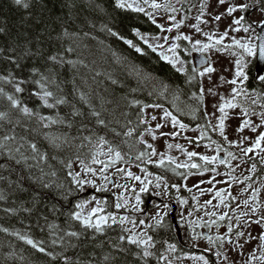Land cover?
<instances>
[{"label":"snow or ice","instance_id":"obj_1","mask_svg":"<svg viewBox=\"0 0 264 264\" xmlns=\"http://www.w3.org/2000/svg\"><path fill=\"white\" fill-rule=\"evenodd\" d=\"M179 2L180 0H177V3ZM14 3L22 6L25 10L31 6V0H14ZM258 4L259 0H257ZM114 6L120 10L143 14L159 29V34L145 33L138 27H133L131 28V33L135 38H138L134 40L120 35L119 32L108 25L103 26L104 30L141 54L144 52L141 47L142 42L152 52H157L160 59L167 62L177 73L183 74L187 84L191 85L193 81H198V91L191 93L198 106L191 109L190 115L194 119L197 117L200 111L199 105L204 104L206 93L213 97L212 107L214 110L208 113L205 108L204 116H211L216 123L213 124L209 120L207 126L211 127L213 132H219L223 140L230 145L241 146L242 157L252 159L253 156H249L250 153L254 156L259 155L260 163L264 165V155H262L264 154V130H261L264 129V92H258L255 88H247L246 84L249 77L245 71L248 66L247 58L258 56L260 60H264V20L258 22L248 21L246 23V18L253 11H256L257 7L250 6L245 2L236 3L235 0H216V7L209 12L211 0H200L197 15L194 18L195 23L191 24L190 27L195 33L202 34L205 37L202 40L194 39L193 36L180 31L181 27L185 25V21L189 18L188 13L191 12V7L185 10L182 6L178 9L171 0H162V2L161 0H114ZM220 8L224 10L219 11ZM179 11H184L185 14L178 20L175 14ZM260 11L264 13V8L260 9ZM237 12H240L241 15L236 16L235 13ZM161 13L167 14V21L170 22L167 27L158 22L157 16ZM206 15L210 17L211 21L216 23L226 17H231L232 19L223 32L211 30L205 32L201 25H206L210 22L209 19H205ZM174 30L176 35H169ZM4 31V28H0V33H4ZM229 31H243L245 34H251L242 38L232 36L230 43H225L226 38L229 37ZM62 35L70 42L66 46L62 45L61 50L54 51L46 56L39 48L33 51L29 46L30 42L25 44L23 50H18L19 45L9 46L7 49L0 48V56H3L9 64L14 65L15 69L22 67V60L43 57L42 64L29 67L26 76H17L13 69H6L5 74H0V100H3L6 104L0 110V155L5 156L9 160H14L16 164L23 163L30 170L36 168L40 174L38 179L43 181L46 177L57 176L55 170L45 172V166L51 169L52 166L48 163L49 159L55 160L58 157H50L49 152L42 150L35 137L42 136L44 140L48 141L49 146L56 151H62L65 146L70 148L75 145L76 150L74 152L67 157L59 158V163L66 170V178L69 180L70 187L68 191L78 190L82 192L85 191V186H92L96 193H104L108 192L111 187L117 190L112 193L114 196L112 207L114 209H124L130 214L119 215L116 212H106L108 200L106 198L98 199L93 194L91 199H82L74 203L73 208L67 213L68 219L66 223L68 226L66 228L60 229L59 225H49V228L52 229L51 234L54 237L51 240L52 245L60 244L61 246L67 245L71 247L73 246V239L79 240L88 229L103 233L106 228L115 225L120 228V234L117 236V243L112 245L113 248L123 252L128 251V247H135L137 251L131 254L141 260L143 264H148L150 258H155L157 264H173V260L169 257L177 251L176 243L165 240L162 242V250H157V241L152 234L154 229L165 226L166 218L170 214L168 209L171 205L169 202L162 200V208L160 204H156L154 205L157 209L156 212L149 214L146 208L143 207L145 202L141 197V193L148 192L151 187L156 189L153 195L165 197L170 194V189H176L177 193H179L181 185L170 184L166 175L152 173L145 165L154 164L161 169L174 166L170 169L173 173L176 172V169H203L205 172L211 171L219 174L215 167L210 168L209 165L219 161L220 165L232 168L231 162L237 160V156L232 151H225L224 156L220 157L219 153L222 148L215 140H212L211 143L216 145L215 151L217 155H201L196 151H188L179 143H167L166 147L169 151L158 152L154 144L145 139L146 134L151 137V140L155 141L158 138L157 131L170 124L173 131L167 133L159 131V135L174 138L180 134L177 129L186 130L189 125L184 123L172 111L164 108L160 103L148 104L134 99L130 102V106H139L136 112V120L133 122L131 119H126L124 124L121 125L124 130L118 131L114 125H120L119 119H116L112 113L104 108L103 102L97 107L92 102L90 92L77 87L75 77H73L71 81L73 85L72 92L82 104L87 106L88 112L86 114L69 99V95L65 93V89L62 86L64 81L59 79V69H63L66 66L76 69L78 65L87 67L84 60L80 57L72 58L80 47V45L75 43V38L79 34L70 33L67 28H64ZM181 41H186L191 45L190 48H184V53L187 55H192V53L201 54L202 59L200 62L203 65L202 68L198 69L195 65L189 66L187 60L181 58V54L178 51L181 48ZM212 51L228 52L235 58L232 62V68L223 70L224 72L231 71V78L221 73L217 76L215 82L212 81V75L216 74L217 69L210 56L206 55ZM6 52L7 54H5ZM204 79H207L210 84L207 89L203 85ZM258 80L264 85V76H259ZM84 82L86 83V81ZM225 84L231 85L227 94L219 91ZM5 85L10 86L12 91H6ZM169 89L170 86L168 84L163 81L160 82L159 91L161 95H165ZM25 92L28 93V99L35 98L39 101V105L36 108L29 106L23 96ZM149 95H152V93H149ZM253 96L255 99H251ZM216 98H218V101ZM61 106H67L70 110L61 115ZM41 109L55 110V114L45 115ZM147 109H159L161 114L158 117L156 114L147 112ZM237 109H239L238 113L236 112ZM123 115L127 117L128 113ZM82 117L84 119L81 120L77 128L78 133H80L78 136L71 138L67 134L52 136L49 132L44 131L51 128L52 125H66L68 128H72L76 124L77 119ZM253 117L256 119L254 120ZM88 118L94 121L91 127L89 123L85 122ZM229 119L237 121L234 131L239 135L236 140H229L226 134V121ZM152 122H156L154 127ZM18 128L23 129L25 134L18 133ZM196 128L201 129L200 138L203 139L207 135L206 131L199 124L196 125ZM101 129L106 130L105 134H100ZM245 130L253 133L254 139L244 136ZM108 132L112 134L111 139L107 135ZM186 139L190 143L192 142L191 138ZM77 140L79 143H76ZM245 144H247L246 147L242 146ZM139 146H143V148L141 149ZM125 148H127V151H125ZM173 148L180 150L186 155L189 162H178L176 157L170 154V150ZM197 156L204 162L203 164L191 162L192 158ZM133 164L140 169L143 176L137 175L131 170ZM238 166L236 165V167ZM256 170V163H252L248 171L255 173ZM179 175L184 180H187L192 173L189 171L187 174L179 173ZM226 175L232 181L237 180L231 173H226ZM117 177L127 181L138 182L140 184L139 190L137 191L135 184L119 183L116 179ZM250 179L251 175L245 176L240 183ZM54 182L51 180L45 182L43 187L48 188ZM201 183H205V181L201 180L193 187L199 188ZM207 183L214 184L217 181H215L213 176ZM71 185H74L75 189ZM183 186L187 191H192L191 188H187L186 184ZM248 189H251V195L237 203L236 209H230L234 213L237 209H241L239 214L234 217H229L228 212L218 215L215 211L205 212V216L216 217V219H209L208 221L200 217H197L196 221L185 220L183 214L179 216L177 223L183 222L186 226L192 227V239L196 241L197 246L199 241L205 240L208 246L204 249V252L211 253L218 264H234L229 259L228 250L225 249L226 244L231 246L229 250L242 254L245 243L252 240H257L259 243L256 249L249 253L246 264H255L257 261L264 264V203L259 201L260 189L253 188L252 184H248L243 191H248ZM129 191L132 193L131 197L127 195ZM199 191L201 194L204 193V189H199ZM208 191L211 192L212 189L209 188ZM224 192V189L216 190L214 199H218L224 207L230 208L226 200L228 198L236 200L237 197L232 196L230 192L226 197ZM3 199L5 197L0 194V200ZM177 199L181 205L188 203V200L183 197L177 196ZM192 199L197 200V197L193 196ZM204 203L211 205L212 200L209 199ZM202 207L197 201V211ZM213 207H218V205ZM24 210L30 211L28 208ZM6 211L11 212L13 209H6ZM137 214L146 217V219H137ZM187 215L191 217L192 212H188ZM241 217H246L247 219L241 222ZM226 219L229 222L225 232L222 234L218 233L213 236L205 232L196 231V227L210 229L212 225L217 223V220L224 221ZM233 219L236 222L235 226L232 223ZM71 222H78L80 230L74 229ZM252 224L261 228L258 234L253 235L251 231L241 230L242 226L245 229H251ZM3 230L8 231L7 229ZM60 231H62V235L58 234ZM14 235H17L21 240L26 241L27 244L41 253L47 251L43 246V241L37 242L27 235H20V233H14ZM241 240H244V243H241ZM257 250L260 253L259 256L256 255ZM47 255L55 259L53 252L48 251ZM190 258L197 261L198 264H214L203 253L199 255L193 254ZM176 259H179V257H176ZM104 260L107 262L110 257L105 255ZM63 264H73V262L67 255H64Z\"/></svg>","mask_w":264,"mask_h":264},{"label":"trees","instance_id":"obj_2","mask_svg":"<svg viewBox=\"0 0 264 264\" xmlns=\"http://www.w3.org/2000/svg\"><path fill=\"white\" fill-rule=\"evenodd\" d=\"M259 1L263 5L264 0ZM104 25L134 40L138 38L131 33L133 27H138L145 33L159 34V29L147 17L115 8L114 0H31V6L27 10L16 5L14 0H0V28L5 29L4 33H0V48L7 49L9 46L19 45L18 50H23L25 44L30 42L29 46L33 51L39 48L46 56L61 50L62 45L66 46L70 42L62 35L64 28L70 33L79 34L75 38V43L80 47L72 58L80 57L87 67L78 65L76 69H72L66 66L59 69V79L64 81L62 86L69 99L86 114L87 106L82 104L72 92L73 77L77 87L90 92L92 102L97 107L103 102L104 108L119 119L120 125H114L118 131L124 130L121 125L126 119L135 122L139 106H130V102L134 99L148 104L160 103L175 114L177 112L172 106L175 101H178L177 104L198 106L197 101L191 96L192 92L198 91V81H193L191 85L187 84L185 76L177 73L167 62L161 60L157 52H152L141 42L144 52L137 53L120 39L109 35L104 30ZM180 43L181 48L178 51L181 58L186 59L188 65L192 66L190 55L184 53L185 47L190 48L189 44L186 41ZM42 62L43 57L22 60V67L15 69L14 65L0 56V74H5L6 69H13L17 76H26L29 67L40 66ZM246 72L249 77L247 88L264 92V85L254 75L253 61L248 65ZM161 81L170 86L165 95H161L159 91ZM5 88L6 91H12L10 86L5 85ZM23 96L30 107L36 108L39 105V101L35 98L28 99L27 92ZM5 106V102L0 100V110ZM183 107L186 109V106ZM199 108L195 120L188 116L180 117L187 122L198 123L207 134H211L204 116L203 104L199 105ZM41 110L45 115L55 114V110ZM69 110L67 106H61L60 113L64 115ZM124 113H128L127 117L123 115ZM83 119V117L78 118L72 128L66 125H52L44 131L52 136L67 134L69 138L75 137L80 135L77 128ZM85 122L89 123L90 127L94 124L91 118ZM17 132L25 134L21 128H18ZM105 132L104 129L100 130V134ZM107 135L109 139L112 138L110 132ZM35 138L42 150L49 152L50 157H58L55 160L49 159L51 169L45 166V172L55 170L57 176L46 177L42 181L38 179L40 174L36 168L30 170L23 163L16 164L14 160L0 155V194L5 197L0 200V264H63L64 255H67L73 264H89V262L90 264H143L131 254L137 251L135 247H128V251L123 252L112 247L117 243V236L120 234V228L115 225L106 228L103 233L88 229L79 240L73 239L71 247L52 245L51 240L54 237L49 225H59L60 229L66 228L67 213L75 202L82 199L83 191H68L70 184L66 178V170L59 163V158L67 157L76 150L75 145L70 148L65 146L62 151H56L42 136ZM76 143L79 141L77 140ZM139 147L143 148V146ZM259 165V169L264 170V165ZM145 166L152 173L166 175L170 184L181 185L179 196L188 198V192L182 186L184 179L179 173L187 174L191 170L176 169L173 173L170 169L174 166H168L167 169L158 168L154 164ZM201 170L203 169L198 171ZM50 180L55 182L48 188L43 187V183ZM71 187L75 189L74 185ZM106 199L108 200L106 210L110 211V200ZM25 208L30 211H25ZM6 209L13 211L9 212ZM71 223L74 229L80 230L78 222ZM14 233L27 235L37 242L43 241L47 251L39 252ZM58 234L62 235V231ZM152 234L157 241V250H162V242L167 240L176 243L177 254L186 251L178 245L173 224L168 218L165 226L154 229ZM48 251L55 254V259L47 255ZM105 255L110 257L107 262L104 260ZM148 264H157V260L150 258Z\"/></svg>","mask_w":264,"mask_h":264},{"label":"rangeland","instance_id":"obj_3","mask_svg":"<svg viewBox=\"0 0 264 264\" xmlns=\"http://www.w3.org/2000/svg\"><path fill=\"white\" fill-rule=\"evenodd\" d=\"M162 2V0H161ZM171 2L178 8L180 9L182 6L183 8L186 10L187 8L191 7V12L188 13V19L185 21V25L181 27L180 31L185 33V34H189L191 36H193L194 39H205V37L202 34H197L195 33V31L190 27L191 24L195 23V16L197 15V8L199 5L200 0H180L179 3H177V0H171ZM236 3H240V2H245L248 3L250 6H256L257 10L253 11L249 17L246 18V23L248 21H260V20H264V13H262L260 11V9L264 8V2L263 5L260 3L257 5V0H235ZM192 6H196V7H192ZM216 7V0H211V7H209L208 11L211 12L213 11V9ZM223 8H220L219 11H223ZM184 11H179L177 12L175 15L177 17V19H181L184 16ZM236 16L241 15L240 12L235 13ZM163 17V18H161ZM158 22L161 24H164L165 27L168 26V24L170 23L169 21H167V14L165 13H161L160 15L157 16ZM205 19H209V23L206 25H201V27L203 28V30L205 32L208 31H218V32H223L227 26L231 23V17H226L223 18L221 21H219L218 23L211 21L210 17H208L207 15L205 16ZM167 34V33H166ZM249 34H245L243 31L240 32H232L229 31V37L226 38L225 43H230L231 41V37L232 36H236L237 38H242L245 37L246 35H250ZM171 36L176 35V31L174 30L171 34H169ZM188 43V42H187ZM189 46L191 47V45L189 44ZM193 54V53H192ZM208 56H210L211 61L214 63L217 72L216 74L212 75V81L215 82L217 79V76L221 73H223L226 77L231 78L232 76V72L228 71V72H224L223 70L225 68H232V62L234 61V57L230 55V53L228 52H217V51H212L209 54H206ZM192 55H190L191 57ZM191 60V58H190ZM252 58H247V62L248 65L251 62ZM248 67V66H247ZM247 70V68L245 69V71ZM203 85L205 87V89L210 87L209 81L207 79L203 80ZM231 88V85H227L225 84L222 88L219 89V91L221 93L227 94L229 92ZM218 101V98H216ZM251 99H255V97H251ZM178 101H175V103H172L173 109L177 112V115L184 123L188 124L189 127L186 130H179V135H177L176 137H170V136H160L159 135V131H163V132H171L173 131L172 127L170 124L166 125L163 129L158 130L157 131V139L155 141L151 140V137L148 136L147 134L145 135V139L148 140L150 143L154 144V146L156 147L158 152H168L169 150L166 147L167 143H172V144H176L179 143L181 144L184 149L188 150V151H196L198 153H200L201 155H217L215 149H216V145L212 144L211 141L215 140L217 141L222 148V151L219 153V156H224L225 151H232L236 156H237V160H233L232 163V168H229L226 165H220L219 161H217L215 164L209 165V167H215L217 169V172L219 174L216 173H212L211 171H198L197 169H191V173L192 175L189 176V178L187 180H183L182 182V186L183 185H187V188H191L192 191L189 192L187 191V189L185 188L186 192H188V203L185 205H181L177 199V196H179V193H177L176 189H172L170 190V194L165 196V197H157L155 195H153V193L156 191V189L151 188L149 189L148 192L146 193H141V197L144 200V202L147 199L148 195H151L152 197L155 198H159L160 201L156 204H160L161 208H162V200L163 201H167L170 203L171 202H175L178 206L177 212H176V220H179V216L180 214H183L185 216V220H192V221H196L197 217L202 218L205 221H208L209 219H216V217H208L205 216V212L206 211H215L218 215L222 214L223 212H228L229 217H234L235 215L239 214V211L241 209H237L236 212L234 213L233 211H231L230 209H236V205L237 203H239L241 200L247 199L250 195H251V189H248V191H243V189H245L247 187L248 184H252L253 188H258L260 189V193H259V201L261 203H264V170H260L259 169V164L260 163V156L259 155H253V154H249V156H253L252 159H249L248 157H242V154L240 152V147L241 146H237V145H230L227 141H224L223 138L219 135V132H213L211 127V134H207L203 139L200 138V131L201 129H197L196 125L198 123H190L185 121L183 118H181L180 116H188L189 118H191L192 120H195L191 115V109L194 108L192 107L193 105L191 104H177ZM214 100L213 97H211L210 95H208L206 93L205 95V101L203 104V108L205 111V108L207 110L208 113L213 112V104ZM186 106V109L183 107ZM165 108V107H164ZM257 110H259L257 108ZM147 112L152 113V114H156L158 117L161 114V110L159 109H147ZM231 112V110H230ZM236 112H239V109L236 110ZM218 114V113H217ZM235 114V113H232ZM207 121L211 120L213 124L216 123V121L211 117L208 116L206 117ZM253 119L255 120L256 118L253 117ZM156 122H152L153 127L155 125ZM237 121L229 119L228 121H226V134L228 136L229 140H236L238 137V133H236L234 131L235 126H236ZM264 130V129H261ZM244 136H249L252 137L254 139V134L251 133L248 130H245V132L243 133ZM186 138H191L192 142L190 143L188 139ZM244 147L247 146V144L242 145ZM170 154L174 157H176L178 162H189L188 158L186 157V155H184L180 150L173 148L170 150ZM264 155V154H262ZM154 159H156L154 157ZM192 163H198V164H202L204 163L202 160H200V157H193L192 158ZM202 162V163H201ZM252 163H256L257 165V170L255 173H250L248 170L251 168V164ZM236 165H239L238 167H236ZM123 166V165H121ZM234 168V171H233ZM78 170V168H77ZM131 170L137 174V175H141L143 176V173L140 171L139 168H137L134 164L132 165ZM203 173V174H201ZM226 173H231L232 176H235L237 178L236 181H232L229 179V176L226 175ZM251 175V179L249 181H245L244 183H240V181H243V178L245 176H249ZM215 177V181H217V183L214 184H209L207 183V181H209L212 177ZM117 181L119 183H129L131 184H135V187L137 189V191L140 188V184L138 182L135 181H127L125 179H122L120 177L116 178ZM205 181V183H201L199 184V188L197 187H193V185L198 184L199 181ZM86 187V186H85ZM93 191L87 195H85L84 197H82V199H91V196L93 194H95L97 196L98 199H105L108 198L110 200V211L106 210V212H116L119 215H128L130 214L128 211L124 210V209H114V207H112L113 203H114V196L112 193L116 192V189H112L110 187V190L108 192L105 193H96L94 191V188L92 186H90ZM211 188L212 191L209 192L208 189ZM199 189H204V193L201 194V192L199 191ZM219 189H224V195L227 197L228 193L230 192L232 196L237 197L236 200H231L230 198H228L226 200V203L230 205V208H226L224 207V205H221L218 199H214V195H215V191L219 190ZM127 195L129 197L132 196L131 191H129V193H127ZM150 196V197H151ZM196 196L197 200H193L192 197ZM81 199V200H82ZM211 199L212 200V204L211 205H206L204 202ZM197 201L199 202V205H202L203 207L197 211ZM134 199H133V203H134ZM152 203V201H150ZM214 205H218V207H213ZM152 206V205H151ZM144 207V205H143ZM241 208H243V206H241ZM156 208L153 207H149L148 208V213L149 214H154L156 212ZM171 207L168 209V211L170 212ZM246 210V209H244ZM188 212H192L191 217H189L187 215ZM141 218H145L143 216H139L137 214V219H141ZM245 219H247L246 217H241V222H243ZM253 219H255V217H253ZM228 220H224V221H220L217 220V223L212 225L211 228H201V227H196V231L197 232H205L207 231L208 234H211L213 236H215L216 234L220 233H224L228 224ZM233 225L235 226V219L232 220ZM183 229V233L188 237L189 241L193 244L194 246V250L192 251H184L181 252L180 254H177L176 252L170 255V259L173 260V263L175 264H198L197 261L193 260L190 258L191 255L195 254V255H199L201 253H203L204 255H206L209 260H213L214 264H218V262H215V257L208 252H204V249L208 246L207 242L205 240H201L199 241V244L197 246L196 241H194L192 239V227H188L186 226L185 223L181 222L179 223ZM244 231H251L253 235L258 234L261 231V228L258 227L255 224L251 225V229H245L242 226V229ZM246 239V238H245ZM241 243H244V240H241ZM259 241L257 240H252L248 243H245V246L243 248V253L242 254H238L237 251H231L229 250L231 248L230 245L226 244L225 245V249L228 250V255H229V259L230 261L234 262V264H246L248 257H249V253H251L254 249H256L257 245H258ZM187 254V255H186ZM259 251H256V255L259 256ZM176 257H179V259H176ZM255 264H261V262L257 261L255 262Z\"/></svg>","mask_w":264,"mask_h":264},{"label":"water","instance_id":"obj_4","mask_svg":"<svg viewBox=\"0 0 264 264\" xmlns=\"http://www.w3.org/2000/svg\"><path fill=\"white\" fill-rule=\"evenodd\" d=\"M201 59H202V57H201V54H199V53H194L193 56H192V62L198 69L203 67V65L200 62ZM253 70H254L256 78L259 77L260 75H263L264 74V60H260L258 56L255 57ZM91 191H92V188L88 186V187L85 188L84 194H88ZM149 201H150V199L147 201V204L149 203ZM159 201H160V199L156 198L153 201V203H157ZM176 209H177V207L173 203L172 204V211L170 212V218H171V220L173 222L174 229L176 231V239H177V241L179 242V244L182 247H184L185 249H190L191 248L190 242L188 241L187 237H183L182 236L181 229L179 228V226H178V224H177V222L175 220Z\"/></svg>","mask_w":264,"mask_h":264}]
</instances>
